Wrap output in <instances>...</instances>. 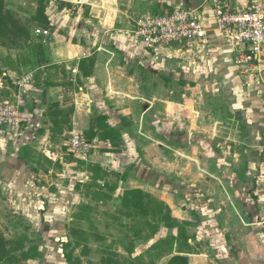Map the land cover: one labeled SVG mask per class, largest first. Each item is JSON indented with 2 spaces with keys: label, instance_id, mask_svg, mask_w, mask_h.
I'll return each instance as SVG.
<instances>
[{
  "label": "rangeland",
  "instance_id": "374dc122",
  "mask_svg": "<svg viewBox=\"0 0 264 264\" xmlns=\"http://www.w3.org/2000/svg\"><path fill=\"white\" fill-rule=\"evenodd\" d=\"M52 1L57 8L69 6L66 0ZM5 2L6 9L15 13V18L20 20L27 32L30 30V40L29 37H20L17 46L0 42V79L3 78L4 84L15 92L18 82L15 78L20 79L26 73H33V78H39L40 82L44 78L33 48V44L40 41L31 37V32L36 28L44 27L32 19L38 0ZM78 7L74 5L69 8L73 17L79 13ZM82 21L87 24L88 18ZM47 29L51 31L52 28ZM45 49L52 57V47ZM244 71L241 70L242 73ZM51 73L60 76L59 70ZM257 73L254 70L247 71L243 74V81L247 85V80L258 83L260 73ZM216 87L221 91L227 88L221 82ZM70 91H62L65 94L62 100L68 112L74 107V96ZM7 92L10 93V90ZM227 92L202 99L194 98L199 111L194 114L203 124L195 131L196 135L202 137L195 142V161L188 160L184 155H179L177 160L176 157L169 160V155L163 152H144V156H154V153L163 156L161 162H146L158 172L146 192L153 196L150 198L152 202L166 203L165 200L174 199L173 196L176 198L173 214L178 219L192 217V225L186 226V229L188 227L196 239L193 250L205 251L212 259L210 264H264V105L261 107L264 103L250 92L245 95L241 91L235 92L233 88ZM59 93L55 89L50 96H38L36 104L41 107L43 104L46 107L52 105L59 99ZM26 98L24 117L27 119L29 95ZM248 107L252 110L249 113ZM68 112L67 119L70 116ZM45 118L43 124L52 129V125L48 124L50 119ZM77 130L87 136L85 129ZM56 132L55 139L46 143L44 148H47L45 151L49 155L58 157L56 160L59 161L53 162H59V166L44 162L46 169H51V172L40 182L35 180L29 200L25 199L22 191L18 193L15 190L12 179L6 178L5 167H0V231L9 242L24 240L25 250L33 248L28 259H21L14 264H134L132 261L143 255L155 242L170 234H178L177 228L170 229L162 225L153 238H158L155 241L135 237L134 251L130 252L126 248L127 236L133 234L128 228L133 220L122 213L121 204L131 184L120 183L116 171L108 167L110 172L105 171L106 176L102 173V180L108 185L116 184L117 189L110 191L102 181L94 184L90 172L95 169L93 156L98 151L100 154L97 156L102 153V156H107L98 147L99 141L88 160L82 162L68 150L69 132L64 133V129ZM19 138H22L20 134L8 142L4 149L0 147V152L11 154L16 144L22 142ZM24 151L26 156H37L34 150L29 149V145H25ZM159 183L160 186H156ZM11 184L14 187H10ZM201 216L204 220L214 216L221 223L214 224L210 219L209 224L203 226ZM214 228L215 231L212 230ZM148 233L150 230L146 231ZM201 235L205 239H200ZM224 252L226 255L223 257L220 253ZM110 258L114 260L113 263L109 262ZM143 259L144 264H151L147 257Z\"/></svg>",
  "mask_w": 264,
  "mask_h": 264
},
{
  "label": "crops",
  "instance_id": "0c3cea01",
  "mask_svg": "<svg viewBox=\"0 0 264 264\" xmlns=\"http://www.w3.org/2000/svg\"><path fill=\"white\" fill-rule=\"evenodd\" d=\"M194 1L196 0H90L89 4L78 7L79 13L75 17L68 11L74 4L65 1L69 3L68 7L57 8L54 1L51 0L49 4L47 2L46 13L52 23L48 28L54 29H48V43L43 44L35 30L31 32L32 39L39 40L45 51V57L38 65L44 78L40 82L39 78L34 77L24 89L26 95H29V116L20 133L22 138L19 140L22 142L16 144L15 152L11 154L0 152V163H3L0 167H5L6 178L12 179L18 193L22 191L25 199L29 200L35 180L40 182L51 172V169H46L44 162H49L52 166L58 165L59 162H55L59 161L56 160L58 157L49 155L44 147L55 139L59 128L69 134L78 131L77 129L89 132L93 126L100 129L101 126L95 119L105 115L106 123L119 131L120 139L115 142L111 138L101 139L99 135L95 137L99 141L98 147L107 156H102L103 153L97 156L99 151L95 153V169L90 171L92 177H97L98 171L100 175L103 173L106 176L105 171L110 168L116 171L120 183L131 184L126 190L146 191L150 183H154V175H158L156 169L146 162H161L163 156H156L155 153L154 156H144L145 151L151 153L154 150L158 154L163 152L169 155V160H173V157L177 160L179 155H184L190 161L196 160L193 156L195 142L202 137L196 135L195 131L203 124L194 114L198 111L195 97L202 99L220 95L222 91L227 92L233 88L235 92L241 91L245 95L250 92L264 103L261 94L264 71L258 72L259 75L257 73L258 83L253 84L247 80V85L243 81L246 71L242 73L243 68L236 64L237 51L217 28L214 19L216 0H198L197 9L192 6ZM220 1L232 11L245 9L248 5V0ZM175 9L196 11L195 14L208 29V38L204 43L173 44L148 49L134 37L132 29L141 16ZM87 18L86 24L82 20ZM50 46L53 49L52 57L45 49ZM84 60L86 64L82 63ZM82 65H86L84 71L81 69ZM58 70L59 77L51 73ZM11 77L14 78L12 75ZM219 82L226 84L227 88L221 91L216 87ZM55 89L60 91L57 107L53 106L54 103L47 107L46 104L43 107L36 104L38 96H50ZM66 89L71 90L74 96L71 112H68L62 100L65 98L62 91ZM247 110L248 113L252 111L249 107ZM67 112L70 114L67 124L64 117L55 115ZM45 116L50 119L48 124L52 125V129L43 124ZM13 138L7 135L0 141V147L4 149ZM25 145H29V149L34 150L37 156H26ZM60 162L64 163L62 160ZM101 181L108 184L102 179L99 183ZM14 184L10 187H14ZM156 186H160V183ZM173 198L165 200L172 216L180 223L192 225V217L178 219L173 214L176 208L173 205L177 202L174 196ZM201 219L203 226H207L210 219L214 224L221 223L214 216L207 217V220L201 216ZM212 230L215 231V228ZM187 232L189 243L195 247L193 232L188 227ZM200 239L205 238L201 235ZM174 254L178 252L163 256L157 264H167ZM181 254L189 257V264H210L212 260L205 251L192 250ZM224 254L226 255L225 252L220 253L223 257Z\"/></svg>",
  "mask_w": 264,
  "mask_h": 264
},
{
  "label": "built area",
  "instance_id": "2783aa9c",
  "mask_svg": "<svg viewBox=\"0 0 264 264\" xmlns=\"http://www.w3.org/2000/svg\"><path fill=\"white\" fill-rule=\"evenodd\" d=\"M77 6H85L90 0H66ZM193 9H175L169 13H149L141 16L132 33L148 48H157L173 44H191L205 42L208 29ZM214 19L218 30L228 43L237 51L236 64L246 72L264 71V0H248L245 9L232 11L220 0L215 1ZM35 34L41 37L43 44L48 43L50 31L36 28ZM33 76L24 75L16 82V91L0 79V141L7 135L18 137L22 132L26 118V93L24 89L31 84ZM261 91L264 97V79ZM10 90V93L7 92ZM97 139H89L83 132L70 133L69 152L75 158L87 161L97 147Z\"/></svg>",
  "mask_w": 264,
  "mask_h": 264
},
{
  "label": "trees",
  "instance_id": "16d2710c",
  "mask_svg": "<svg viewBox=\"0 0 264 264\" xmlns=\"http://www.w3.org/2000/svg\"><path fill=\"white\" fill-rule=\"evenodd\" d=\"M48 1L49 0H38V7L32 17L34 22L46 28L52 25L46 13V4ZM15 17V13L6 9L5 0H0V42L3 43V45L15 44L17 46L16 43L18 39L23 36L26 38L29 37L30 40V30L27 32L26 27H23L20 20H17ZM31 45L32 44H30V46ZM33 48L40 61L38 63L39 65L45 57L43 44L40 42L35 43L33 44ZM82 63L86 64V60ZM85 66H81L83 71L85 70ZM53 106L57 107L58 104L54 103ZM55 115H61V117L65 118L64 120L67 123L68 120L65 113H55ZM106 119L107 117L105 115H100L95 119L101 127H99L100 129H95L96 126H93L87 133L89 139H94L99 135L101 139L111 138L113 141L115 140V142L119 141V131L106 123ZM59 129L61 130V128ZM96 176L93 183L97 185L99 184V180L103 179V177H101L100 171L97 172ZM106 185L110 191L117 189L116 184ZM152 197L151 194L142 189H130L123 195L121 204L123 208L122 213H124L127 218L133 220L128 226L133 234L127 236L128 245L126 248H128L130 252L134 251L135 237L152 240L162 225L170 229L177 228L178 234H170L168 237L155 242L143 255L137 256L132 262L134 264H144L143 258L147 257L150 261L149 263L156 264L163 256L172 254L176 251L178 254H174L168 260L167 264H189V257L181 254L184 252L190 253V251L193 250V246L189 243V235L186 229L187 224L180 223L174 218L171 209L166 203L161 201L152 202L150 200ZM147 230H150V233L146 234ZM32 251L33 248L25 250L24 240L9 242L0 231V264H14L21 259H28ZM68 258L71 259L70 254H68ZM113 261L112 258L109 259V262L113 263Z\"/></svg>",
  "mask_w": 264,
  "mask_h": 264
},
{
  "label": "water",
  "instance_id": "95a60500",
  "mask_svg": "<svg viewBox=\"0 0 264 264\" xmlns=\"http://www.w3.org/2000/svg\"><path fill=\"white\" fill-rule=\"evenodd\" d=\"M192 6H193L194 9H197V7H198V0L194 1L192 3Z\"/></svg>",
  "mask_w": 264,
  "mask_h": 264
}]
</instances>
